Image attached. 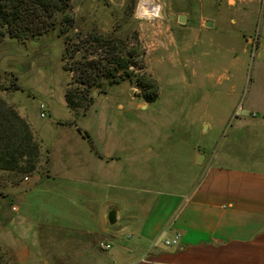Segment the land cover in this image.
<instances>
[{
	"label": "rangeland",
	"instance_id": "rangeland-1",
	"mask_svg": "<svg viewBox=\"0 0 264 264\" xmlns=\"http://www.w3.org/2000/svg\"><path fill=\"white\" fill-rule=\"evenodd\" d=\"M72 3L78 28L116 36L137 32L143 51L141 72L155 82L157 96L146 102L128 80L104 82L100 90L91 89L93 101L85 111L71 110L64 98L70 74L61 66L63 43L56 30L25 42L5 36L0 43V96L27 120L39 148L33 173L0 171V189L8 191L5 205L12 212L17 210L12 183L32 184L17 200L28 217L20 226L33 225L46 196L52 202L61 197L53 208L62 217L85 210L105 212L112 197L120 199L115 207L128 212L132 200L141 198L142 204L154 192L173 190L181 181L191 183L208 162L233 165L244 159L248 145L241 137L239 119L244 117L246 128H254L251 119L264 120V4L259 0ZM177 14L185 15L183 23L176 20ZM202 20L212 24H200ZM12 82L23 90L10 89ZM40 103L46 108L43 118ZM256 132V143H264V126ZM62 152L67 153L68 167L63 166ZM197 158L202 164L196 163ZM10 223L8 227H16ZM92 234L101 239L98 244L110 243L102 241L100 233ZM7 245H17L20 251L15 234H2L0 264H15L19 257ZM35 245L42 259L45 250ZM66 252L56 247L46 257L52 262L73 257L72 250L69 256Z\"/></svg>",
	"mask_w": 264,
	"mask_h": 264
},
{
	"label": "crops",
	"instance_id": "crops-1",
	"mask_svg": "<svg viewBox=\"0 0 264 264\" xmlns=\"http://www.w3.org/2000/svg\"><path fill=\"white\" fill-rule=\"evenodd\" d=\"M243 120L239 119L238 127L248 151L241 162H208L191 183H175L177 188L154 192L142 204L141 198L132 200L133 208L128 212L115 207L120 199L112 197L105 212L85 210L80 215L66 213L62 217L53 208L61 197L53 198L56 203L46 196L33 225L20 226L28 217L20 211L17 200L31 190L27 187L32 184L13 182L15 212L5 205L8 191L0 189V238L10 232L17 236L20 251L17 245H7L19 257L15 264H264V143L255 140L264 120L251 119L254 128H246L248 123ZM62 154L63 166L68 167L67 153ZM95 195L91 193L92 198ZM111 209L116 212L112 225L107 220ZM10 222L16 227H8ZM92 233L103 235L102 241H109L111 247L99 249L101 239ZM176 233L181 234L178 244L165 245L164 240ZM33 245H42L45 257L39 259ZM56 247L67 251V256L72 250L73 257L52 262L46 253Z\"/></svg>",
	"mask_w": 264,
	"mask_h": 264
},
{
	"label": "trees",
	"instance_id": "trees-1",
	"mask_svg": "<svg viewBox=\"0 0 264 264\" xmlns=\"http://www.w3.org/2000/svg\"><path fill=\"white\" fill-rule=\"evenodd\" d=\"M72 8V0H0V43L5 36L25 42L56 30L63 43L61 66L70 74L64 98L71 110L85 111L93 101L91 89L100 90L104 82L114 85L128 80L146 102L155 100L156 84L141 72L143 51L137 32H129L128 41L127 33L116 36L78 28ZM10 86L23 90L15 82ZM38 156L29 123L0 96V171L33 173Z\"/></svg>",
	"mask_w": 264,
	"mask_h": 264
},
{
	"label": "built area",
	"instance_id": "built-area-1",
	"mask_svg": "<svg viewBox=\"0 0 264 264\" xmlns=\"http://www.w3.org/2000/svg\"><path fill=\"white\" fill-rule=\"evenodd\" d=\"M261 4H264V0H259ZM45 105L43 103H40L39 104V116L41 118L45 117ZM180 237H181V234L180 233H176L174 235L173 238L171 239H165L164 240V244L165 245H175V244H178L179 240H180ZM99 247L101 249H109L110 248V243H107V242H100L99 244Z\"/></svg>",
	"mask_w": 264,
	"mask_h": 264
},
{
	"label": "water",
	"instance_id": "water-1",
	"mask_svg": "<svg viewBox=\"0 0 264 264\" xmlns=\"http://www.w3.org/2000/svg\"><path fill=\"white\" fill-rule=\"evenodd\" d=\"M168 18L169 19H173L174 18V15L169 14L168 15ZM176 20L179 23H183L185 21V15L184 14H178L176 16ZM211 24H212V22L209 21V20H206V21L203 22V25H206V26H209ZM85 136L87 137V135H85ZM195 161H196V163H201L202 159L197 158ZM107 220H108V223L111 224V225L115 223V221H116V212H115L114 209H111V210L108 211V213H107Z\"/></svg>",
	"mask_w": 264,
	"mask_h": 264
}]
</instances>
